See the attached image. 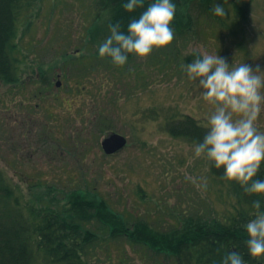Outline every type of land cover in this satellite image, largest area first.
<instances>
[{"label":"rangeland","instance_id":"374dc122","mask_svg":"<svg viewBox=\"0 0 264 264\" xmlns=\"http://www.w3.org/2000/svg\"><path fill=\"white\" fill-rule=\"evenodd\" d=\"M233 1L214 0L209 12L202 0H194L187 11L202 28L186 21L184 29L185 23L174 30L177 34L170 45L154 48L144 58L130 54L134 57L117 66L100 57L99 45H95L105 28L97 19L107 0H22L13 43L19 47L15 56L21 58L23 79L30 74L29 79L37 76L38 82H50L48 70L59 73L64 68L70 76L66 83L62 81L68 89L54 92L53 102L47 96L41 103L53 115L47 118L39 112L46 128L37 123L30 133L13 135L9 128H17L20 115L16 123L6 120V129L0 128V187L12 185L20 203H29L35 213H58L67 226L79 222L82 235L94 230L95 243L78 239L87 243L80 253L88 264H142L143 255H148V264H179L175 256L154 257L126 231H121V237L107 239L110 226L73 215L71 208L78 213L83 202H93L91 199L97 205L105 201L122 212L125 221L153 215L146 220L166 232L178 221L195 220L192 215L200 212L210 211L212 217L205 216V220L219 224L235 214L230 205L236 199L215 178L214 163L206 155L195 156L196 143L172 134L174 128H186L190 118L187 115L181 121L185 114L202 124L200 120L214 111L211 103L199 98L195 83L183 71L182 65L196 58L193 49L217 53L233 66L259 63L264 67V0ZM240 2L246 8L243 15L235 8L242 6ZM215 3L224 6L227 15L216 16ZM165 54L171 60L168 64L163 62ZM40 82L30 81L19 88L18 83L0 81V124L2 109L11 108L14 100L21 101L25 110L38 103L32 94ZM65 98L77 101L70 114L64 111ZM58 116L62 121L53 123ZM257 126L264 132V111ZM109 132L125 136L128 142L113 157L100 150V142ZM29 189L31 196L26 195ZM94 212L90 209L87 214ZM70 215L75 217L74 223ZM32 220L36 226L41 222L35 216ZM99 224L102 226L95 228ZM45 257H38L35 264H50Z\"/></svg>","mask_w":264,"mask_h":264},{"label":"trees","instance_id":"16d2710c","mask_svg":"<svg viewBox=\"0 0 264 264\" xmlns=\"http://www.w3.org/2000/svg\"><path fill=\"white\" fill-rule=\"evenodd\" d=\"M193 1L173 0L176 4V14L171 27L177 29L180 25L181 28V24L191 21L192 18L190 19L187 8L192 6ZM202 1L210 12L209 8L214 0ZM21 2L22 0H0V81L18 83L19 88H23L30 81L34 82V79H29L30 74L26 76V80L23 79L24 72L19 69L22 65L21 58L19 55L15 56L19 47L14 46L13 40L17 37L18 14L23 9ZM125 2L126 0H107V3L101 5L102 12L98 15L97 22L100 23L99 20H102L101 23L105 28L103 32L100 31L95 45L100 46L110 34L108 27L110 23L119 22L122 30L126 32L129 21L139 18L140 14L154 0H144V6L131 13L124 10L122 5ZM179 10L182 13H178ZM103 58L111 61L109 57ZM131 58V55L128 54V61ZM69 76L70 74L66 76L64 74L63 78L67 79ZM63 100L66 106H71L70 101L66 98ZM6 103L8 102L6 101ZM186 127L189 130L191 125L186 123ZM172 134L177 137L190 136L197 139L198 142H202L204 138L199 132L194 135L187 133L186 128L182 129V126L180 129H172ZM223 171V168H215L214 175L221 179L223 184L227 183L228 188L240 205L235 207L237 211L232 218L223 224L214 220L205 221L206 215H202L203 213L200 212L193 216L195 220L190 219L188 223L180 222L175 230L163 232L154 230L142 220L130 224L110 210L105 201L98 202L97 205L95 204L96 201L91 199L93 202L87 204L83 202L84 206L79 209L78 213L74 208L71 210L74 211L73 215L79 219L93 223L100 222L110 226L109 231L117 237H121L123 234L121 231H126L129 235L135 236L136 243L150 248L159 256H175L179 264H221L223 256L230 251L239 252L245 264H258L259 262L263 264L264 255L252 257L248 254L245 243L247 233L243 225L254 218L250 216V213L254 211L252 208L254 200L259 199L261 201V211H264V195L245 193L237 182L224 178ZM257 178L264 179V163L261 165ZM14 192L12 186L5 184V187H0V207L2 206L3 209H6L5 206L7 207L5 212L0 210V264H35L38 257L44 258L45 256L50 264H88L82 259L80 253L83 246L88 247L87 243L86 245L82 244L78 239H90L91 242L88 243H95L98 239H95L90 232L82 235L78 229L80 224L72 215L70 216L73 223L75 221L76 223L69 226L63 225L61 220L65 218L64 216L61 219L58 213L52 214L46 211L35 213L29 203L20 204L19 198L14 195ZM32 193V189H29L26 195L31 196ZM70 206L74 207L75 204H70ZM94 206L98 207L93 208ZM90 209H95L96 212L87 214ZM9 212H14L17 216H10ZM33 216L41 220L39 225L36 226L33 223ZM70 233H74V235H70ZM165 233L167 234L165 235ZM110 235L109 237H113ZM37 240L40 242H35ZM144 256H142V262Z\"/></svg>","mask_w":264,"mask_h":264},{"label":"clouds","instance_id":"9594fccd","mask_svg":"<svg viewBox=\"0 0 264 264\" xmlns=\"http://www.w3.org/2000/svg\"><path fill=\"white\" fill-rule=\"evenodd\" d=\"M227 3V0H225ZM131 13L144 6V0H126L122 5ZM213 13L227 15L224 6L215 3ZM176 14L173 0H154L139 18L132 19L127 31L119 22L109 24V35L99 46L100 57H109L113 64L123 66L128 54L147 57L154 48L170 45L175 36L171 27ZM182 65L187 78L195 83L199 98L211 103L214 111L208 119V130L196 144V157L206 155L217 169L223 168L224 178L237 182L249 195H264V179L258 172L264 163V132L257 126L264 111V67L259 63L233 66L217 53H198ZM261 201L252 203L254 217L243 225L245 241L252 257L264 255V211ZM221 264H245L237 251L227 252Z\"/></svg>","mask_w":264,"mask_h":264},{"label":"water","instance_id":"95a60500","mask_svg":"<svg viewBox=\"0 0 264 264\" xmlns=\"http://www.w3.org/2000/svg\"><path fill=\"white\" fill-rule=\"evenodd\" d=\"M126 139L118 134H111L102 141V148L106 154H113L122 149Z\"/></svg>","mask_w":264,"mask_h":264},{"label":"bare ground","instance_id":"6f19581e","mask_svg":"<svg viewBox=\"0 0 264 264\" xmlns=\"http://www.w3.org/2000/svg\"><path fill=\"white\" fill-rule=\"evenodd\" d=\"M186 27V23L184 24V26H183V29ZM213 167V169H212V173L214 174V169L216 168L215 166H211V168ZM231 191L229 190V193H230ZM148 263V258L145 260V262L143 263V264H147Z\"/></svg>","mask_w":264,"mask_h":264}]
</instances>
